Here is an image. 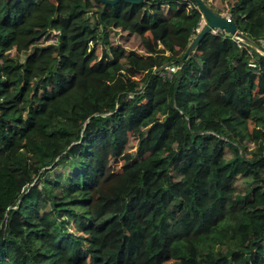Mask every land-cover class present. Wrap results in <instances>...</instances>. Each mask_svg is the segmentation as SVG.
Returning <instances> with one entry per match:
<instances>
[{
    "label": "trees",
    "instance_id": "16d2710c",
    "mask_svg": "<svg viewBox=\"0 0 264 264\" xmlns=\"http://www.w3.org/2000/svg\"><path fill=\"white\" fill-rule=\"evenodd\" d=\"M202 2L264 45V0ZM206 24L0 0V264H264V58L216 30L183 61Z\"/></svg>",
    "mask_w": 264,
    "mask_h": 264
},
{
    "label": "water",
    "instance_id": "95a60500",
    "mask_svg": "<svg viewBox=\"0 0 264 264\" xmlns=\"http://www.w3.org/2000/svg\"><path fill=\"white\" fill-rule=\"evenodd\" d=\"M101 1L105 4L114 5L120 1H125L128 3H141L144 2L145 0H101ZM196 1L198 3V7L203 12V16L205 17L207 24L205 28L196 36L192 44L189 46L187 52L182 58L183 61H185L195 52V50L197 49V47L199 46V44L207 34L211 32L215 33V30H220L228 33L235 40L242 41L243 43H245L260 58H264V47L262 46V44H259L253 41L252 39H250L249 37H247L246 35H244L242 32H240L237 29V26L231 19L226 18L223 15L214 13L208 6L205 5V3L202 2V0H196Z\"/></svg>",
    "mask_w": 264,
    "mask_h": 264
},
{
    "label": "built area",
    "instance_id": "2783aa9c",
    "mask_svg": "<svg viewBox=\"0 0 264 264\" xmlns=\"http://www.w3.org/2000/svg\"><path fill=\"white\" fill-rule=\"evenodd\" d=\"M202 31L201 27L197 28V32L200 33ZM217 31L215 30V33ZM252 67H256V64L252 63L251 64ZM179 69L178 66H169L166 67L165 70L160 71L159 73L163 76H171L172 74L176 73L177 70ZM131 98H133L132 95H130Z\"/></svg>",
    "mask_w": 264,
    "mask_h": 264
},
{
    "label": "rangeland",
    "instance_id": "374dc122",
    "mask_svg": "<svg viewBox=\"0 0 264 264\" xmlns=\"http://www.w3.org/2000/svg\"><path fill=\"white\" fill-rule=\"evenodd\" d=\"M208 3L210 4V2L208 1ZM223 15H228L227 13H224ZM47 43H55V39H50V40H48V41H44V44H47ZM262 46L264 47V45L262 44ZM27 199V198H26ZM8 210L6 211V210H3V209H1L0 208V220H1V218L3 217V216H6L7 214H8Z\"/></svg>",
    "mask_w": 264,
    "mask_h": 264
}]
</instances>
